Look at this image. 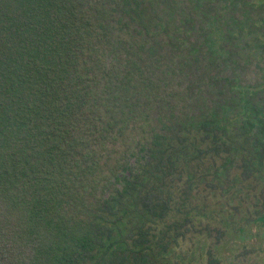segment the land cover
I'll return each mask as SVG.
<instances>
[{
  "label": "trees",
  "instance_id": "16d2710c",
  "mask_svg": "<svg viewBox=\"0 0 264 264\" xmlns=\"http://www.w3.org/2000/svg\"><path fill=\"white\" fill-rule=\"evenodd\" d=\"M263 148L264 0H0V264H222Z\"/></svg>",
  "mask_w": 264,
  "mask_h": 264
},
{
  "label": "rangeland",
  "instance_id": "374dc122",
  "mask_svg": "<svg viewBox=\"0 0 264 264\" xmlns=\"http://www.w3.org/2000/svg\"><path fill=\"white\" fill-rule=\"evenodd\" d=\"M264 151V148H263ZM232 171V170H231ZM235 171V170H233ZM240 172V170H238ZM236 172V171H235ZM131 171L128 170L126 173V177H130ZM226 185V186H225ZM224 187H228L229 185L225 184ZM246 187L243 183H239L237 188ZM262 186L257 189L246 190V197L241 199L239 202L236 200L233 206L227 204V208H223V202H227V198L217 197L216 195H222V189H218L217 191H211L212 188L207 189L209 199V206L207 207L208 213H210V217L213 218V221L216 223L219 220H226V216L228 218V225L223 224V228H225V234L217 233V230L214 231V235L207 236L209 238L210 244L216 242L220 244L222 242L231 241L235 228H244L248 229V225L252 227L251 234L249 235L247 242H243L244 237L241 235L234 236V246L229 243V245L223 250L224 261L222 264H264V225L260 228V223H252L258 217L259 212L264 211V188ZM204 189V187H203ZM249 193V194H248ZM228 194V193H227ZM229 196V195H227ZM240 203V204H239ZM223 206V207H222ZM238 206H240V210H238ZM222 209H225L224 212ZM229 214V215H228ZM225 215V216H224ZM231 217H234V221L230 220ZM216 225V224H215ZM228 227V229H226ZM216 234V235H215ZM193 236V235H192ZM248 236V235H247ZM199 237V235L197 236ZM204 238V237H203ZM231 238V240H230ZM191 238L187 240L190 241ZM193 241L191 243L188 242L185 246L186 248L191 246L193 247ZM210 248L206 252V264H217L212 262L211 253H209Z\"/></svg>",
  "mask_w": 264,
  "mask_h": 264
}]
</instances>
